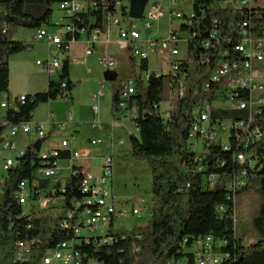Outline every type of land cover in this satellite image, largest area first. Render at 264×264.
<instances>
[{
  "label": "trees",
  "instance_id": "obj_1",
  "mask_svg": "<svg viewBox=\"0 0 264 264\" xmlns=\"http://www.w3.org/2000/svg\"><path fill=\"white\" fill-rule=\"evenodd\" d=\"M114 1L107 0L106 7L99 1L98 11L91 14L96 22L90 23V15L85 14L83 24L105 30V15L112 11ZM236 1L193 0L192 16H186L187 22L180 27V31L187 34L188 42L178 73L159 78L153 74L144 82L142 74L148 72V62L141 63L139 70L136 65L132 68L131 77L137 79V94L132 104L137 110L134 125L138 134L130 136L129 156L147 163L151 171L149 221L130 230H115L112 223L107 236L93 237L89 242L80 240L72 229L63 226L67 213L86 197L81 190V177L76 175L65 182L63 192L61 185L54 189L52 196L64 200L61 208L31 207L27 212L19 204L20 184L26 180L32 183L36 171L44 164L41 151L31 144L0 183V264H42L47 252L71 241H75L74 249L80 253V264H194L193 256L186 251L193 248L196 240L206 236L227 241L225 250L231 256L223 264H264V139L246 147L245 132L234 127L236 122L247 121L250 111L213 106L210 114L213 125L218 122L233 125L229 133L230 149L225 150L220 140L204 144L206 153L192 149L193 109L204 101L214 105L219 88L221 91L226 84L225 80L220 85L213 84V72L223 63L245 61L237 49L245 31L256 39H264L261 0H255L251 8H238ZM54 6V0H0V93H9L10 58L33 49L29 43L14 40L15 31H36L50 25ZM71 39L69 37L68 41ZM75 40L79 41L80 36L76 35ZM69 71L70 62L66 58L60 79L50 78L46 91L26 95L24 103L18 102L16 108L7 109L0 120V143L11 127L31 123L40 105L61 98L65 92L61 87L63 81H67L66 93L71 97L75 85L69 79ZM183 79L186 89L180 96L177 91ZM115 82L118 84L112 97L114 118L121 83L118 75L112 83ZM207 85L210 89H206ZM237 94L241 100L249 99L248 91ZM170 98L177 105V111L166 121L157 106ZM255 118L252 126L264 131V107ZM240 153L253 154L259 162L254 174L237 161ZM70 159L71 153L62 151L51 163ZM245 169H248L249 183L233 193L229 184ZM49 187V181L39 184L40 190ZM244 192L257 194L260 199L258 215L253 220L259 240L251 245H245L235 233V200ZM220 207L224 208L221 213ZM105 238H111V243H104ZM20 241L31 244V254L24 261L15 257Z\"/></svg>",
  "mask_w": 264,
  "mask_h": 264
},
{
  "label": "built area",
  "instance_id": "obj_2",
  "mask_svg": "<svg viewBox=\"0 0 264 264\" xmlns=\"http://www.w3.org/2000/svg\"><path fill=\"white\" fill-rule=\"evenodd\" d=\"M101 1L102 5L106 7L108 5L107 0H54L55 6L58 7L61 12L60 21H51L50 25L44 26L41 29L33 31V39L35 42H43L48 45L49 48L54 46L57 49V53L54 55L50 53L49 58L46 61H37L36 65L41 68L42 71L47 73L51 79H60L64 59L60 60V55L66 54L70 47V44L77 42L75 36L79 35L80 39L87 35L89 47L86 50V56H91L96 53V45L101 41V37L105 32L107 33L109 27L118 29V41L121 49L129 50L136 60L148 62L149 70L143 73L142 79L144 82H148L152 75L155 74L157 78L164 75V73L158 70V67L151 69L150 62L154 55L164 54L168 57L169 71L168 74H176L180 70V60L183 57L180 49L181 43L187 47L188 36L186 33L180 31V27L185 20V17H191L182 13L176 8L179 0H168L169 7V19H170V33L164 37H157V30L155 23L158 22L163 14L164 6L161 0L155 2L149 12L144 15L142 20H146L143 29H139L135 20L129 16L130 12V0H115L112 5V11L105 13V30L92 29L88 25H84L82 19L83 15H90V23H95V17L91 16L92 12H97L99 9L98 2ZM264 5V0H261ZM256 4L255 0H237L235 5L238 8H251ZM54 6V7H55ZM139 20V21H142ZM62 21V22H63ZM179 22L178 29H174V22ZM247 27V23L243 24ZM154 30L151 36H144L143 32H149ZM72 37L68 41V38ZM106 44H109L107 41ZM65 47V50H63ZM238 52L243 55L245 61L242 63H223L212 74V83L217 84L226 81L223 85V89L217 92V101L209 103L207 101L197 105L192 111V117L194 118V124L192 128V149L196 152L206 153L204 149L206 145L213 142H217L218 128L224 130L227 133V140L222 143L225 150H229L228 144L230 129L233 126L229 122L215 123L213 125L211 120V110L213 106H217V103H230L229 107L235 110L250 111V118L247 121H239L234 124L236 130H242L245 132L244 141L246 147L249 144H255L264 139V131L259 126H252L256 121L255 115L261 114L264 107V75H253V62H264V39H256L247 31L243 33V40L238 46ZM104 65L114 66L115 62L111 59H105L102 61ZM238 70H240L238 72ZM238 72V73H236ZM264 74V72H263ZM67 81H63L61 87L64 94L61 99L68 100ZM186 89V83L183 80L179 82L178 95L183 96ZM206 89H210L207 85ZM248 91L249 99H239L238 91ZM137 94V84L135 86L134 80L123 81L119 85V101L118 112L115 118L117 122H124L125 120L133 123L137 119L136 107L132 104V98ZM103 95L101 91L93 95L92 97V110L95 115L99 113L98 100ZM26 96H20L15 99H9L7 96L4 99L2 108H16L17 103H24ZM166 105V107L164 106ZM220 107V106H217ZM160 114L166 121L171 120L177 111V105L172 98L168 101L161 102L157 106ZM74 124L72 113L69 112L68 118L63 123H58L60 130H66L69 125ZM100 126L98 123H94V127ZM135 127V125H134ZM136 128V127H135ZM19 132L25 134L36 133L39 139H45L46 131L44 124L32 125L23 124L11 127L2 143H0V159L3 161V167L5 174L10 171L17 163V160L24 156L25 151L18 150L16 144L13 141ZM72 141L63 140L57 145L47 150H42L41 156L43 158V166L38 169L34 175L33 182L28 180L23 181L20 184V192L18 193L19 204L26 206L32 202L31 207L40 210H46L50 207L61 208L64 204L63 199H57L53 197L55 187L61 185V191H64V184L62 183L59 173V161L55 164L51 163L52 158H57L62 151H69L71 153V168L70 177L72 175L81 177V190L86 197L83 203L76 204L75 209L67 213V222L63 224L66 229H72L74 234L85 242H89L91 238L108 235V230L112 223L123 217L129 215L139 216L143 209L140 208L142 202L129 201L128 205H131L132 210L127 211L123 208H119L115 199L110 195L107 186L109 181L114 176L113 165L114 161L111 156H108L104 160L103 172L99 177L93 174V171L89 167L82 165L81 160L88 158L86 151H75L72 149V142L74 140V131H71ZM45 142L42 144L44 147ZM222 142V141H221ZM102 142L93 141L91 144L96 146ZM120 144H124L122 140H119ZM202 144V149H199V144ZM7 153H15L16 158H7ZM237 161L243 165L248 166L253 174L257 169L258 163L253 154L247 155L240 153L237 155ZM81 163V164H80ZM248 169L243 170L238 176L234 178L229 184V189L236 193L238 189L246 187L249 183ZM41 181H49L50 187L48 190H40L39 184ZM62 201V202H60ZM63 203V204H61ZM224 208L220 207L219 212H223ZM68 221H73L69 224ZM104 243H111V238H105ZM75 241L63 242L56 249L51 250V258L49 260H42V264H52L54 261H61L64 264H80V253L74 249ZM227 247L226 240H215L212 236H206L200 238L194 242V246L191 250L186 251L189 255L193 256L194 264H223L225 260L230 258V253L225 250ZM31 244L28 242L20 241L16 248V260L24 261L31 253ZM180 264V263H169Z\"/></svg>",
  "mask_w": 264,
  "mask_h": 264
},
{
  "label": "rangeland",
  "instance_id": "obj_3",
  "mask_svg": "<svg viewBox=\"0 0 264 264\" xmlns=\"http://www.w3.org/2000/svg\"><path fill=\"white\" fill-rule=\"evenodd\" d=\"M158 0H149L146 5L145 13L147 14L151 6ZM163 2L164 11L159 20V23H155L157 30V37H164L170 33V19H169V7L168 0H161ZM193 0H179L176 8L182 13L189 16L192 15ZM52 21H60L61 12L58 7H54V15ZM63 21V22H62ZM146 20H135V23L139 29H143ZM179 22L175 21L173 24L174 29H178ZM31 30L18 29L15 31L13 39L25 41L33 45L31 52H27V55L23 57L22 62H14V71L16 77L12 82L13 93L11 99L20 96L26 90L27 85L33 86V92L41 93L48 89L49 81L46 80L41 68L36 65V60L44 59L46 57V46L43 42H33L31 39ZM154 30L149 32H143L144 36H151ZM105 38V42H109V46L99 49L98 53L89 57L86 64L82 63L85 57V50L83 43L86 42L85 38L80 43L74 46V56L71 59V74L74 75L75 87L73 89V100L68 98L64 100L59 98L58 100L51 101L47 104H42L34 113V121L31 124L47 122L50 112L53 113L54 121L65 122L68 117L69 111H72L75 122L79 123V128L75 133V139L73 142L75 145H86L92 150V155L88 161L82 163L89 164L90 170L96 177H99L103 172L104 160L106 157L111 156L114 161L113 172L114 176L109 181L107 189L112 196L114 194L115 202L119 208H123L127 211H131V205H128L129 201L142 202L140 208L143 211L139 216L129 215L118 219L115 222L114 229L121 228L130 230L136 225H145L149 219L152 208V177L151 171L147 163L138 161L135 158L129 156L130 150V136L132 134L137 135L138 131L134 127L133 123L125 120L124 122H115L112 115V97L114 94L115 86L117 82H108L106 76L108 73H115L118 75V80L128 81L134 80L136 86L137 79L131 77L132 68L136 65V69L140 68V61L136 60L129 50H123L120 47L118 41V29L109 27L108 32L102 34ZM181 53L184 55L186 52L185 44L180 45ZM105 50V51H104ZM52 54L55 53L52 51ZM19 55V54H18ZM182 55V56H183ZM111 58L115 64L114 66L104 65L101 61ZM11 59V58H10ZM63 54L60 55L62 61ZM151 69L158 67V70L162 71L166 75L169 71L168 57L167 55L160 54L154 55L150 62ZM90 70V71H89ZM264 62H253V75H264ZM57 80V78H53ZM101 91L103 96L99 98L98 105L100 111L95 116L92 110V97L96 93ZM3 96H0V116L6 112V109L1 108V102ZM230 103H217L220 107H229ZM166 107V105H164ZM94 123H99L100 126L94 127ZM121 126H115V124ZM77 125V124H76ZM123 125V126H122ZM103 128V129H102ZM74 129V131L76 130ZM48 133V132H47ZM110 134L115 135L113 141H111ZM36 142L39 138L36 134H23L18 133L17 140L31 137ZM120 137V139L118 138ZM57 141L60 143L63 140L72 141V137L67 132H60L57 135ZM67 138V139H66ZM218 139L225 143L227 140V133L224 130L218 128ZM119 140H123V145L119 143ZM102 142L96 146H93L91 142ZM199 149H202V144H199ZM79 151V150H77ZM10 158L15 159V153L6 154ZM84 160V159H82ZM81 160V161H82ZM68 161H59V168L62 170L59 173L64 180L68 174L67 167H69ZM5 171L3 167V161L0 159V183L5 177ZM124 198V199H122ZM62 202V201H61ZM31 203L24 206V209L28 212L31 208ZM260 199L257 194L251 192L241 193L235 200V233L238 239H242L245 245H251L259 240V236L253 228V220L257 217L259 211ZM56 211V210H55ZM52 264H64L61 261H54ZM180 264H185L181 262Z\"/></svg>",
  "mask_w": 264,
  "mask_h": 264
},
{
  "label": "crops",
  "instance_id": "obj_4",
  "mask_svg": "<svg viewBox=\"0 0 264 264\" xmlns=\"http://www.w3.org/2000/svg\"><path fill=\"white\" fill-rule=\"evenodd\" d=\"M32 34H31V39H32V41L33 42H35L34 41V39H33V34H34V32L32 31L31 32ZM83 38H85V40H86V42H84L83 43V46H84V50H85V52H86V50L88 49V47H89V44H88V39H87V35H84L79 41H77V42H73V43H71L70 44V47H69V49H68V51H67V53L66 54H63V59L66 57V58H68L69 59V62H70V75H69V79H70V81H72L73 83H74V75H72L71 74V59H73V56H74V46H75V44H77V43H80L81 42V40L83 39ZM105 37L104 36H102L101 37V41H100V43L98 44V45H96V53L95 54H97L98 53V51H99V49H101V48H104V47H107L106 48V54H107V49H108V46H109V44H106V42L104 41L105 39H104ZM25 42V41H24ZM36 43V42H35ZM44 45L46 46V57L44 58V59H38V60H36V63H37V61H46L48 58H49V55H50V53H52V51L54 52V53H57V49L54 47V46H52L51 48H49L48 47V45L46 44V43H44ZM105 51V50H104ZM29 52H31V51H29ZM95 54H93V55H95ZM27 55V52H24V53H20L19 55L18 54H16V55H14V56H12L11 57V59H10V89H9V93L8 94H2V93H0V96L2 95L3 96V100H2V102H1V108H2V104L4 103V99H5V97L6 96H10L11 97V95H12V93H13V88H12V82L14 81V79H15V77H16V72L14 71V62H15V60L16 61H19V62H22V60H23V57H25ZM61 55H62V53H61ZM93 55H91V56H86V54H85V57H84V60H83V62L82 63H85L86 64V62H87V59L89 58V57H92ZM102 62V61H101ZM90 71V70H89ZM42 73L44 74V76L46 75L47 76V78H46V76H45V78H46V80L47 81H49L50 80V77H49V75L47 74V73H45L44 71H42ZM48 85H49V83H48ZM74 85H75V83H74ZM33 91H35V90H33V86L32 85H27L26 86V90H25V92H23L20 96H23V95H33V94H36L37 92H33ZM46 91V90H45ZM20 96H17V97H20ZM103 96V95H102ZM101 96V97H102ZM17 97H15V98H17ZM100 97V98H101ZM70 99L71 100H73V92H72V95H71V97H70ZM2 109H5V108H2ZM99 111H100V108H99ZM6 112H7V109H6ZM6 112L4 113V114H2V116H0V120L6 115ZM69 112H71L72 113V111H69ZM69 114V113H68ZM95 116H97V115H95ZM68 118V117H67ZM72 118H73V121H74V124H72V125H69V127L66 129V130H60L59 128H58V123H60V122H56V121H54V116H53V113L52 112H50V115H49V118H48V120H47V122H42V123H36V124H34V125H38V124H44L45 125V131H46V142H45V145H44V147H42V150H47V149H50V148H52L54 145H57L58 144V142L57 141H54V140H57V135H58V133H60V132H67V133H69L70 134V136H71V131L73 130L74 131V129H76V127L77 128H79V123H77V122H75V118H74V116H73V114H72ZM33 119H34V117H33ZM115 119V118H114ZM33 121L34 120H32V123H33ZM116 122V121H115ZM61 123H63V122H61ZM60 123V124H61ZM77 124V125H76ZM99 124V123H98ZM115 124V126H117L118 124H116V123H114ZM33 125V124H32ZM118 126H121V125H118ZM123 126V125H122ZM103 129V128H102ZM48 132V133H47ZM78 132V130L76 129L75 131H74V139H75V133H77ZM23 133V132H22ZM23 134H25V133H23ZM30 134H36V133H30ZM28 135V134H27ZM18 136V135H17ZM16 136V137H17ZM110 136L112 137L111 138V141H113L114 140V138H115V135H113V134H110ZM16 137L15 138H13V141H14V143L16 144V147H17V149L18 150H22V151H25L31 144H34L35 142H34V139L32 138V136L31 137H29V138H27V140H24L23 138H20L19 140H17L16 139ZM119 139H120V137H118ZM67 139V138H66ZM39 140V139H38ZM123 141V140H122ZM121 145H123V144H121ZM85 148H88L86 145H81V146H77V145H75V143L74 142H72V149L73 150H75V151H77V150H79V151H86L87 152V154H88V158H85L84 160H82L81 161V163L83 162V161H88L89 159H90V157H91V155H92V150H90V149H85ZM7 154H9V153H7ZM7 158H10L9 156H7ZM60 161H63V160H60ZM65 161H68L69 162V167H67V172H68V174H67V176H66V178L63 180L62 179V177L60 176V179H61V181H62V183L63 184H65V182L70 178V168H71V160H65ZM80 163V164H81ZM82 165H84V166H87V167H89V164H86V163H82ZM62 170V169H61ZM112 198L113 199H115V197H114V194L112 195ZM122 199H124V198H122ZM61 202V201H60ZM61 204H63V203H61ZM62 206V205H61ZM115 225V224H114ZM185 264H187L186 262H185Z\"/></svg>",
  "mask_w": 264,
  "mask_h": 264
},
{
  "label": "water",
  "instance_id": "obj_5",
  "mask_svg": "<svg viewBox=\"0 0 264 264\" xmlns=\"http://www.w3.org/2000/svg\"><path fill=\"white\" fill-rule=\"evenodd\" d=\"M149 0H130V12L129 16L133 20H142L145 15L146 5ZM108 82H114L117 79V74L108 73L106 76ZM45 139H39L34 143V148L40 152L42 144Z\"/></svg>",
  "mask_w": 264,
  "mask_h": 264
},
{
  "label": "bare ground",
  "instance_id": "obj_6",
  "mask_svg": "<svg viewBox=\"0 0 264 264\" xmlns=\"http://www.w3.org/2000/svg\"><path fill=\"white\" fill-rule=\"evenodd\" d=\"M50 258H51V251L47 252V254L43 260H49Z\"/></svg>",
  "mask_w": 264,
  "mask_h": 264
}]
</instances>
